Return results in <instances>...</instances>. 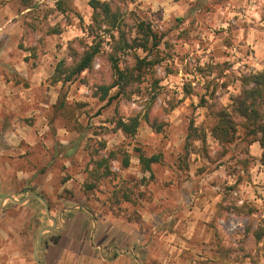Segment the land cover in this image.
Instances as JSON below:
<instances>
[{"label": "clouds", "instance_id": "clouds-1", "mask_svg": "<svg viewBox=\"0 0 264 264\" xmlns=\"http://www.w3.org/2000/svg\"><path fill=\"white\" fill-rule=\"evenodd\" d=\"M98 2L119 8L116 26L92 0L63 10L60 0H0V264H264V132L246 135L264 125V0ZM142 21L154 25L147 37ZM121 32L147 43L125 49L126 58L116 52L113 67L107 56ZM125 59L138 82L122 91ZM105 68L110 78L93 88ZM61 99L86 105L71 128L49 124ZM221 110L239 137L223 146L210 131V112ZM157 114L159 132L149 127ZM130 116L134 135L117 127ZM190 121L204 140L189 146ZM89 144L98 156H88ZM205 145L213 159L227 152L210 163ZM114 146L128 166L118 154L106 175L100 161ZM245 159L246 171L237 164ZM134 212L140 222L128 219Z\"/></svg>", "mask_w": 264, "mask_h": 264}, {"label": "rangeland", "instance_id": "rangeland-1", "mask_svg": "<svg viewBox=\"0 0 264 264\" xmlns=\"http://www.w3.org/2000/svg\"><path fill=\"white\" fill-rule=\"evenodd\" d=\"M216 2H219V0H216ZM71 3H72V0H60V3L58 4L57 7H58L59 10H63L65 8H68L71 5ZM110 3L115 5L116 0H110ZM117 11H119L118 7H117ZM149 11L151 12L150 9H149ZM163 13H164V9L163 8H158L156 12H153L151 14H152V17L154 18V20L158 22V21H160L163 18ZM130 15L135 17V13H132ZM145 22L149 23L150 27L154 26L151 21H145ZM121 23H123V21H121ZM124 26L127 27V25H124ZM58 29H59V26H57V29L50 30V33L51 32H56V31H58ZM89 34L90 35L92 34L91 29L89 30ZM123 37L125 38V34L123 32H121L120 41L114 45L113 53L115 54L116 52H120L126 58L128 53L125 51V49H132V48H126L123 45V43H122V38ZM6 39H7V37L4 38V40H6ZM4 40H0V48L3 47ZM36 43L37 44H42V40H38V41H36ZM19 47L21 49H23V45H20ZM56 47H57V49H59V45H56ZM28 50H30L33 53V57L32 58L36 59V55H35V51L36 50H35V48L33 47L31 49H28ZM149 54L151 55V51H149ZM68 55L72 57V63H73L77 59L79 53H77L76 50L73 49L71 47V45H70L69 49H68ZM99 58H100L101 62H103L104 59H105V54L101 53ZM136 58L137 57L135 56V53H133V59H136ZM107 59L109 61H111L109 56H107ZM61 62H64V61H61ZM124 62H125V65L127 66V59H125ZM155 62L158 63V61H155ZM25 63H27V58H25ZM33 66H35V65H33ZM89 71L92 72V68L91 67L89 68ZM99 75H100V83L94 84L93 88H97V85L103 84V81H104L105 78H110V73L107 70V68H105L103 71H101L99 73ZM135 82H138V80L135 81ZM135 82H133V83H135ZM53 83H55V82H53ZM81 83H86V82L85 81H81ZM132 84L127 86L126 88L131 89L132 88ZM134 91H136L137 94L139 93V89L138 88L134 89ZM95 95H96V92H93V96H95ZM124 99H125V101H127L128 96L125 95ZM152 100L154 101L155 97H152ZM85 106L86 105H84L83 103H74L72 105H69V104L64 103L63 100L61 99L58 102V105H54L53 106L57 110L54 113L53 117L49 120V124L51 125L53 122H55V123H58L61 127H70L71 128V127H73V122H72V113H73V111L76 110V109L85 107ZM209 107L212 108L213 106H209ZM136 115L138 116V114H136ZM210 115H212L213 121L215 123V121L217 120L218 117H216L215 113H211L210 112ZM144 119H145L146 123L149 122V116H148L147 113L145 114ZM214 123H213V125H214ZM163 124H164V122L159 119V115L157 114V115H154V116L151 117V122L149 123V127H151L154 131L159 132L161 130V127L163 126ZM75 127H76V130L79 131V126H75ZM102 131H104L105 134H107V132H108V130H106V129L102 130ZM111 131L114 133L116 131V129L114 128ZM187 131H188L189 146H190V141L193 138H199L203 142V140H204L203 129H195V128H193L191 121L189 122ZM210 131H211V129H210ZM262 132H264V128H263ZM96 134H98V133H94V135H96ZM134 134H126V135H134ZM237 139H239V137L235 136V134H234L232 139L229 142L221 143V145L223 146V145L231 144L234 140H237ZM262 139H264V138H262ZM106 143H107L106 141H100L99 144H98L99 149L102 150L103 148H105L106 147ZM248 143H251V141H248ZM262 143L263 144H261V141H260V146L262 148H264V142H262ZM114 149H115L114 151L110 150L109 153H108L107 166H110L109 161H113V160L117 159L118 154L121 155L123 157V159H124V157L127 156L126 153H123V152L120 151L118 146H114ZM85 151L88 153L89 157L98 156L99 155V151L92 144L87 145L85 147ZM133 151L134 152H139L140 150L138 148H136V149H133ZM202 152H203V156H204L205 159H207L210 163H215V159H219L221 156H223L227 152V148H222V151L217 152L216 156H215V159H213V157L208 154V149H207L206 145L202 149ZM241 155L247 156V148L241 150ZM123 159L120 160V166L126 168L127 166L126 167L123 166ZM231 159H236V157L233 156V157H231ZM261 162L264 163V159H262ZM237 164L241 165L246 171L247 170V165H248V160L247 159H245V160H237ZM197 171H198V173H200V172L203 171V169H198ZM233 171H235V169H233ZM106 173H107L106 175L111 174V173H108V172H106ZM90 175H91V177L93 179H95L94 173H92ZM130 179H134V177H130ZM141 183H143V181H141ZM165 186H167V185H165ZM140 195H141V198H143V194L141 193ZM224 211L227 212L228 209H224ZM132 218H134L137 222H140V216L137 215L135 212L132 214V217H129L128 219L131 220ZM156 220L158 221L159 217H157ZM229 222H230V216L229 217H225L224 224L222 225V227L227 229L229 227ZM145 231H147V230L145 229Z\"/></svg>", "mask_w": 264, "mask_h": 264}, {"label": "trees", "instance_id": "trees-1", "mask_svg": "<svg viewBox=\"0 0 264 264\" xmlns=\"http://www.w3.org/2000/svg\"><path fill=\"white\" fill-rule=\"evenodd\" d=\"M92 6L94 8L99 7L101 8V10L103 11L104 15H105V19L111 23L113 26H116V21L119 19L120 17V13L119 11L116 10L115 13L111 12L110 8H109V4L108 3H104V4H100L98 2V0H92ZM150 28V24L142 21L139 25H137V31L138 32H143L145 34V37H147V35H149V31L148 29ZM122 43L126 48H135V47H145L147 40L145 39L144 41H140L139 39H133L131 41V43H128L127 40L123 37L122 38ZM153 47H155V45H153ZM99 48V45L96 46V49H93L92 51L95 52L97 51ZM121 48V47H120ZM147 50V49H146ZM110 57V60L112 61V65L113 67L115 66V60L117 59V57H115L114 53L112 55H108ZM81 59L80 54L78 55L77 59L72 63V65H75L77 60ZM83 59H85L86 61L88 59H90V56L88 53L84 54ZM137 60V67H139V65L143 64V61H139L138 58H136ZM151 64V62H150ZM149 64V65H150ZM61 65H64V62H61ZM72 65H68L66 67L63 68L64 72H71L73 70ZM91 66H89L90 68ZM136 71V68H132L129 69L127 66L125 68V73L123 74L122 77V91L129 85H131L133 82L137 81L138 78L134 79L132 76V73ZM69 79L71 78L70 76L68 77ZM53 82H55V79H53ZM103 88V84H99L97 85V89H102ZM217 120L215 121L214 125L211 128V132L213 134V136L220 141V143H224V142H229L233 135L235 134V128L233 126V122L230 120V118L227 116V114L221 110L219 112H215ZM129 121L130 124L125 126L122 125L119 121L117 122V127L123 128V131L125 132V134H134V127L136 124V117L135 116H131L129 117ZM158 128V127H157ZM264 125H260V126H255L253 127L251 130H249L246 134L247 135H255V131L259 130V131H263ZM262 139V138H261ZM264 139L261 140V144H263L262 142ZM154 159H156L154 157ZM101 163H103L106 167H105V174H107V163L108 160H104L103 158H101ZM142 163H145L142 159ZM123 166H128V159L127 156L124 157L123 159ZM99 167V164H98ZM94 176L96 178V174L94 173Z\"/></svg>", "mask_w": 264, "mask_h": 264}]
</instances>
